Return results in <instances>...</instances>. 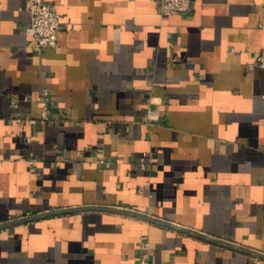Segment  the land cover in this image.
I'll return each instance as SVG.
<instances>
[{
  "label": "crops",
  "instance_id": "1",
  "mask_svg": "<svg viewBox=\"0 0 264 264\" xmlns=\"http://www.w3.org/2000/svg\"><path fill=\"white\" fill-rule=\"evenodd\" d=\"M25 1L0 0V222L117 205L264 251V69L247 70L264 46V0H193L166 16L154 0H46L64 24L41 53ZM143 234L158 264H264L93 209L0 230V264H135Z\"/></svg>",
  "mask_w": 264,
  "mask_h": 264
},
{
  "label": "built area",
  "instance_id": "2",
  "mask_svg": "<svg viewBox=\"0 0 264 264\" xmlns=\"http://www.w3.org/2000/svg\"><path fill=\"white\" fill-rule=\"evenodd\" d=\"M159 4L160 12L163 16L171 15L173 12L186 13L190 10L193 0H154ZM21 9L28 11L30 15V22L26 26V31L31 35L33 40V49L36 53H41L46 47H57L59 31L64 24V16L59 12L57 4L48 2L46 0H26L21 6ZM264 69V46L259 50L255 59L247 66V70L251 71L255 68ZM38 100L43 103V109L41 112V121H46L50 118V110L47 102L50 101L48 91L45 90L42 96L38 97ZM11 105L18 106V102L11 98ZM18 122H29L30 124H36L39 120L32 116H17ZM27 142L31 143L32 137H26ZM154 151L152 149L144 150L138 160V165L142 169H146L148 165L152 163L154 158ZM22 159H25L22 157ZM37 158L31 152V156L27 159L30 164H34ZM95 161L106 166H110L111 160L105 155H99L95 158ZM3 160L0 158V165ZM150 180L146 184L139 188L143 191L145 187H149ZM4 230V229H3ZM141 252L137 258L135 264H158L151 259L150 250L151 244L149 236L143 234L139 241Z\"/></svg>",
  "mask_w": 264,
  "mask_h": 264
},
{
  "label": "water",
  "instance_id": "3",
  "mask_svg": "<svg viewBox=\"0 0 264 264\" xmlns=\"http://www.w3.org/2000/svg\"><path fill=\"white\" fill-rule=\"evenodd\" d=\"M92 209L93 210H104V211H110V212H115V213H120V214L141 217L143 219L149 220L157 224H161V225L168 226V227L180 230V231L194 234L208 241H211L215 244H219V245L228 247L230 249L237 250V251L264 259V251L262 250H257L254 248L243 246L241 244H237L229 240H224V239H221L215 236H211L209 234H205L189 226H182V225L174 224L173 222H170L169 220L153 216L142 210H138V209L130 208L126 206H117V205L111 206V205L89 204V205H83V206H73V207H67V208H57V209H52V210H46L44 212H37V213L29 214V215H23V216L13 218L11 220L0 222V230L9 228L14 225L33 221V220L39 219L44 216L58 215V214H63V213H70V212L81 211V210H92Z\"/></svg>",
  "mask_w": 264,
  "mask_h": 264
}]
</instances>
